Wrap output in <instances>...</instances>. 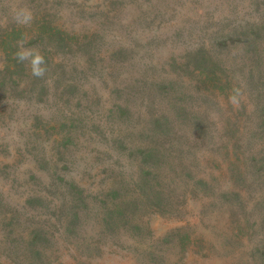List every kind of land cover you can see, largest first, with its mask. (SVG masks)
<instances>
[{"label": "rangeland", "instance_id": "1", "mask_svg": "<svg viewBox=\"0 0 264 264\" xmlns=\"http://www.w3.org/2000/svg\"><path fill=\"white\" fill-rule=\"evenodd\" d=\"M0 65V264H264V0H0Z\"/></svg>", "mask_w": 264, "mask_h": 264}, {"label": "clouds", "instance_id": "2", "mask_svg": "<svg viewBox=\"0 0 264 264\" xmlns=\"http://www.w3.org/2000/svg\"><path fill=\"white\" fill-rule=\"evenodd\" d=\"M11 18L17 25L31 26L34 21V14L27 6H16L11 9ZM26 43V39H21L17 42V50L13 54L14 59L18 63L26 64L33 77L42 79L48 71L45 56L36 47H26ZM230 102L237 106L239 104L237 96L235 95L230 97Z\"/></svg>", "mask_w": 264, "mask_h": 264}, {"label": "trees", "instance_id": "3", "mask_svg": "<svg viewBox=\"0 0 264 264\" xmlns=\"http://www.w3.org/2000/svg\"><path fill=\"white\" fill-rule=\"evenodd\" d=\"M80 145H81V143H80Z\"/></svg>", "mask_w": 264, "mask_h": 264}]
</instances>
